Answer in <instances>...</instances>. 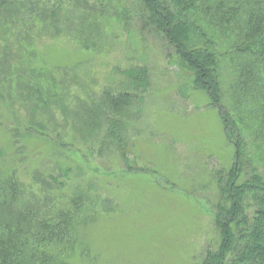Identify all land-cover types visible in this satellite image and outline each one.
Listing matches in <instances>:
<instances>
[{
	"label": "rangeland",
	"instance_id": "obj_1",
	"mask_svg": "<svg viewBox=\"0 0 264 264\" xmlns=\"http://www.w3.org/2000/svg\"><path fill=\"white\" fill-rule=\"evenodd\" d=\"M37 1L40 7L59 11L60 31L47 29L39 8L33 13L32 27L24 12L21 19H4L3 14L0 46L8 43L16 52L19 44L28 57L23 45L35 39L38 55L32 56V65L75 68L62 70L68 78L62 101L51 100L56 120L45 135L34 133L26 142L28 147L21 135L5 136L2 123L6 121L0 116L1 157L8 174L21 185L24 205H34L42 215L56 219L58 212L72 210L77 187L91 186V209L85 213L96 210L98 214L92 223L78 226L74 250L69 243L61 246L65 252L60 256L71 254L70 264H198L203 246L215 237L212 171L228 169L233 161V146L217 107L205 91L192 88L188 73L175 61L173 46L154 32L139 29L135 0ZM80 20L86 28L84 39L91 38L94 46L79 53L75 37ZM94 26L97 32L91 35L88 30ZM132 66L147 68L149 85L141 93V115L128 129V168L119 157L93 143L71 142L62 110L66 106L72 120L79 106L97 99L105 88L125 90L123 73ZM72 73L76 81L70 80ZM255 83L264 92V71H258ZM254 96L248 92V108ZM8 121L13 127L15 121ZM67 166L73 170L69 174L63 171ZM79 213L78 218L84 208Z\"/></svg>",
	"mask_w": 264,
	"mask_h": 264
},
{
	"label": "trees",
	"instance_id": "obj_2",
	"mask_svg": "<svg viewBox=\"0 0 264 264\" xmlns=\"http://www.w3.org/2000/svg\"><path fill=\"white\" fill-rule=\"evenodd\" d=\"M135 4L139 29L152 31L173 46L175 61L188 73L192 88L205 91L217 107L225 136L233 146L231 167L212 171L215 237L203 246L198 264H264V92L255 83L258 71H264V0H135ZM37 8L47 29L60 31L56 24L60 13L55 8L40 7L37 0H0L4 19L26 16L30 27ZM241 12H246L245 17L239 16ZM120 21L123 19L118 17ZM96 28L89 27L88 32L96 33ZM85 29L80 20L75 37L81 46L79 53L91 49L90 44L94 46L91 38L84 39ZM31 35L26 36L27 41ZM34 43L35 39L29 46L23 45L28 57L21 53L19 44L16 52L8 43L0 46V116L6 121L2 123L5 136L12 139L21 135L26 147L34 133L45 135L56 120L51 100L62 101L68 88L62 70L75 68L32 65V56L38 55ZM72 74L70 80L76 81V74ZM123 74L125 90L105 88L97 99L79 106L72 120L66 106L62 112L71 142L93 143L130 168L128 129L141 115V93L149 85V72L145 66H132ZM248 92L256 95L251 108ZM8 120L16 122L13 127ZM6 144L9 147L10 141ZM2 153L0 264H70L71 254L60 256L65 252L61 246L69 243L74 250L78 226L92 223L98 214L96 210L85 213L91 209V186L77 187L72 210L58 212L56 219L46 217L34 205H24L21 185L8 174ZM63 171L69 174L73 170L67 166ZM83 208L84 214L78 218Z\"/></svg>",
	"mask_w": 264,
	"mask_h": 264
}]
</instances>
